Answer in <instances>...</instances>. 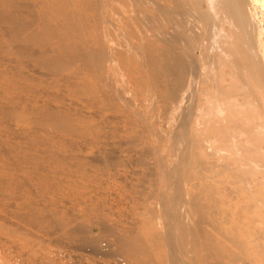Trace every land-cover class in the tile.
<instances>
[{"label":"rangeland","instance_id":"1","mask_svg":"<svg viewBox=\"0 0 264 264\" xmlns=\"http://www.w3.org/2000/svg\"><path fill=\"white\" fill-rule=\"evenodd\" d=\"M130 2L0 0V264H264V0H178L186 83Z\"/></svg>","mask_w":264,"mask_h":264},{"label":"bare ground","instance_id":"2","mask_svg":"<svg viewBox=\"0 0 264 264\" xmlns=\"http://www.w3.org/2000/svg\"><path fill=\"white\" fill-rule=\"evenodd\" d=\"M130 1L132 2V5L134 7L133 9H135L134 13H136V15L141 18L143 24L148 28H155L159 39L170 45L168 49L170 51V54L166 58L167 61L166 65L168 68H171L173 71H176L178 76H180L181 78L180 82L186 83L188 82L190 77L194 76L193 74L194 72L195 74L201 72L197 67L198 61L196 57L193 56L195 50L197 49V46L200 47V50L202 52V48L200 45L202 38H200V34H198L199 32H201L200 25L195 19H191V14L188 11H185V9H183L182 5L178 3V0H130ZM151 9H153V11H149ZM240 15L241 12L239 10L237 11V17H239ZM239 23H243V22L239 20ZM240 49L241 48H239L238 50H231V51L228 50L226 52L227 55L226 57H231V56L235 57L236 55L237 56L240 55L241 54L239 53ZM244 53L245 51L243 52L242 56L245 55ZM102 56L106 57L107 55L105 53ZM233 57H232L233 60L228 62L229 66L232 67L233 69L236 68L237 71L234 69L236 71V74L240 75L242 78L244 77L245 79H247L245 75L247 74L248 75V76L246 75L247 77L253 75V74L249 75L250 73L253 72L250 71L253 70V67L256 68V66L259 65L255 61L256 59L253 58L246 57L241 59H234ZM119 73L120 72H118V74ZM232 75H234L233 72ZM203 87H204L203 90L205 91H208V89L210 88V87L205 88V86ZM188 91L189 90H187V94L190 93ZM182 101L184 102V100ZM176 138L178 139H177V143L175 144L176 147L175 146L174 147L176 148L180 157H183V159L181 158L180 163L176 162L175 160L174 164L172 165L171 164L169 165L171 161L167 163L168 165L166 164V162L164 163V165L166 166L164 170H166L168 167L169 175H174L176 170L182 169V167L184 166V158H187L189 154V148H187V145H185L186 148L181 146V144H183L185 141L187 144L188 141L186 137L181 135ZM175 148L173 149V151L172 150L171 151L175 152ZM172 155L174 154L173 153L171 154V157L173 158ZM175 158L176 157L174 155V159ZM172 219L173 218L169 220L170 222L169 229L171 234L174 235L176 233L175 230L177 228H175V223L174 221H172Z\"/></svg>","mask_w":264,"mask_h":264}]
</instances>
